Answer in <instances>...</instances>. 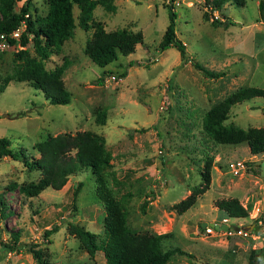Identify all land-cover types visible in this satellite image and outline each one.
I'll use <instances>...</instances> for the list:
<instances>
[{
    "label": "rangeland",
    "instance_id": "rangeland-1",
    "mask_svg": "<svg viewBox=\"0 0 264 264\" xmlns=\"http://www.w3.org/2000/svg\"><path fill=\"white\" fill-rule=\"evenodd\" d=\"M29 1L32 18L46 12V0ZM179 1L173 6L176 36L191 59L211 69H224L222 76L206 77L190 62L180 63L172 46L158 49L168 20L166 0H112L113 11L100 4L93 7L91 21H101L106 30L124 27L142 33V43L133 52L100 67L84 53L92 27L78 26V8L72 3V34L59 52L44 60L45 67L52 68L65 58L61 78L70 92L69 102L48 103L39 89L12 79L0 90V137L8 138L12 149L24 148L27 155L36 156L33 143L47 135L89 130L102 136L115 175L127 176L112 188L117 196L130 193L124 201L129 229L169 232L161 240L162 248L178 246L184 251L170 255L165 264H246L248 250L264 246V174L259 173L264 152L250 153L245 141L214 143L201 120L211 104L235 88H264V17L258 0H245L242 6L225 3L218 13L231 24L215 25L210 14L205 17L200 0ZM24 47L34 54L30 41ZM19 48L14 43L0 49V75L13 72ZM109 72H114V79L105 78ZM97 77L102 79L97 82ZM263 106L262 96L242 100L230 106L223 122L241 127L264 124ZM101 109L104 122L98 123L95 117ZM208 151L213 155L208 188L193 205L176 213L171 204L200 182L199 168ZM235 159L243 160L244 168L232 174L228 162ZM38 175V170L27 169L20 160L0 156V205H4L0 264H40L29 246L39 249L45 264H104L101 251L90 256L67 224L82 225L96 234L97 241L103 234L104 210L94 194L89 169L68 175L58 189L46 186L34 196L19 190L21 183L36 180ZM77 181L81 185L72 198ZM230 196L244 203L247 216L240 225L228 219V225L249 231H206L201 222L217 221L223 214L215 199ZM54 223L57 229L44 234ZM13 231L18 232L17 249L5 246ZM257 264H264V252Z\"/></svg>",
    "mask_w": 264,
    "mask_h": 264
},
{
    "label": "trees",
    "instance_id": "trees-1",
    "mask_svg": "<svg viewBox=\"0 0 264 264\" xmlns=\"http://www.w3.org/2000/svg\"><path fill=\"white\" fill-rule=\"evenodd\" d=\"M245 0H212V5L221 10L225 3L242 6ZM47 9L43 15L32 18L29 12L30 1L0 0V33L7 34L24 22V28L18 39L6 36L9 45L17 43L20 48L15 51L18 59L12 73L0 75V90L14 79L24 81L28 85L39 89L48 103L65 104L70 100V92L61 78L66 65L63 58L60 64L52 68H46L44 60L51 54L61 49L63 41L72 34L74 19L72 15V3L78 8L77 24L86 30L92 27L90 37L84 42V53L96 65L103 67L114 61L118 55H127L134 51L137 43H142L140 30H129L124 27L106 30L101 21L92 20V9L100 4L105 9L113 11L115 4L112 0H46ZM168 10L167 24L161 34L157 47L163 50L169 46L174 47L179 54L180 63L190 62L192 66L206 77L216 78L225 73L224 69H211L198 61L191 59L185 44L175 34L174 19L175 11L170 3L165 4ZM257 7L263 16L264 0L257 1ZM24 12H28L25 17ZM222 14V13H220ZM205 17L208 13L204 11ZM211 18L215 25L227 26L231 21ZM31 42L34 54H30L24 47ZM1 56V50H0ZM105 74V73H104ZM125 74V69L120 73ZM102 77H97L100 81ZM264 97V88L254 85L240 86L227 93L220 100L211 104L203 113L201 127L214 143L234 144L245 141L250 153L264 152V124L237 126L233 123H224L228 116L230 106L252 98ZM105 111L96 113L95 121L104 122ZM9 139L0 137V156L7 155L20 160L23 165L31 170L36 169L39 175L36 180L21 183L18 188L28 196H34L46 186L54 189L60 188L66 181L67 176L89 169L94 180V194L102 205L104 214L102 217V236L98 239L96 234L82 225L68 222V230L79 241L86 252L92 256L96 250H100L104 257V264H165L167 258L174 253H183L178 246L165 249L161 246V240L170 236L169 232L150 233L147 231L133 232L126 222V210L124 201L130 193H122L117 196L112 185H117L127 179L117 178L112 169V155L104 146V138L89 130H76L47 135L33 143L32 148L37 152L36 156L27 155L24 148L12 149ZM160 156L158 163H164ZM213 155L208 151L202 158L199 168L200 182L193 185L190 191L178 201L171 204L176 213H182L194 204L198 195L204 192L210 182V169ZM161 167V166H159ZM162 168V167H161ZM81 181H77L72 187V198L76 195ZM147 199L140 203L143 212ZM0 203L3 202L0 200ZM222 215L230 218H245L247 207L237 197H220L214 201ZM4 205H0V214H3ZM57 229L54 223L44 229V234H49ZM18 232H10V243L6 247L17 249L19 247ZM30 252L40 264H45L41 259L39 249L29 246ZM264 252V246L253 247L248 250L246 264H257L259 255ZM72 264H91L76 262Z\"/></svg>",
    "mask_w": 264,
    "mask_h": 264
},
{
    "label": "built area",
    "instance_id": "built-area-1",
    "mask_svg": "<svg viewBox=\"0 0 264 264\" xmlns=\"http://www.w3.org/2000/svg\"><path fill=\"white\" fill-rule=\"evenodd\" d=\"M18 1H23V0H18ZM167 3H170L172 8L174 5L179 4V0H166ZM201 5H202V9L207 12L208 14H210L211 17L213 18H218V19H222V14L218 13V9L214 8L212 5V0H200ZM17 0H16V3ZM18 7V6H17ZM28 15V12H24V16L26 17ZM24 28V22L21 21L20 25L17 26L16 28H14L13 30H11L9 33L7 34H3L0 33V49H4L9 45L8 41L6 40V36L9 37H13L14 39H18L20 32L23 30ZM115 74L114 72H109L108 75L105 78H110V79H114L115 78ZM264 107V106H263ZM228 167L229 170L231 171L232 174H237L239 171H241L244 168V162L241 159H235L232 161L228 162ZM228 218L224 217L222 218V220L218 223L219 225H226V231L223 232H228V233H243L246 234L249 230L246 229H241V227H237V229L233 230L232 228H230V226L227 223ZM240 225V224H238ZM206 231H222V228H214L212 225L206 224L204 226H202ZM262 232L264 233V227L262 228Z\"/></svg>",
    "mask_w": 264,
    "mask_h": 264
},
{
    "label": "water",
    "instance_id": "water-1",
    "mask_svg": "<svg viewBox=\"0 0 264 264\" xmlns=\"http://www.w3.org/2000/svg\"><path fill=\"white\" fill-rule=\"evenodd\" d=\"M263 17H264V9H263ZM259 168H260V170H259L260 175H263L264 174V159H262L260 161ZM259 221H260V219H259ZM206 224L212 225L214 228H222V229H226L227 228L226 225L220 226L218 223H215L213 221H209V222L202 221L201 222V226H204Z\"/></svg>",
    "mask_w": 264,
    "mask_h": 264
},
{
    "label": "crops",
    "instance_id": "crops-1",
    "mask_svg": "<svg viewBox=\"0 0 264 264\" xmlns=\"http://www.w3.org/2000/svg\"><path fill=\"white\" fill-rule=\"evenodd\" d=\"M244 196H246V195H244ZM239 201H240V200H239ZM242 204H244V203L242 202ZM224 217H226V216L221 215V217H220L217 221H216V220H213V221L219 223V222L222 220V218H224ZM227 218L230 219V220L235 219V220L238 222L237 224H240L239 221L242 220V218H230V217H227ZM237 219H238V220H237ZM244 219H246V217H245ZM222 225H223V224H222ZM248 227H249V228H250V227H253V225H252L251 223H248Z\"/></svg>",
    "mask_w": 264,
    "mask_h": 264
},
{
    "label": "flooded vegetation",
    "instance_id": "flooded-vegetation-1",
    "mask_svg": "<svg viewBox=\"0 0 264 264\" xmlns=\"http://www.w3.org/2000/svg\"><path fill=\"white\" fill-rule=\"evenodd\" d=\"M213 221V220H212ZM213 222H215V221H213ZM215 223H217V222H215Z\"/></svg>",
    "mask_w": 264,
    "mask_h": 264
},
{
    "label": "clouds",
    "instance_id": "clouds-1",
    "mask_svg": "<svg viewBox=\"0 0 264 264\" xmlns=\"http://www.w3.org/2000/svg\"><path fill=\"white\" fill-rule=\"evenodd\" d=\"M220 226H222V225H220Z\"/></svg>",
    "mask_w": 264,
    "mask_h": 264
}]
</instances>
